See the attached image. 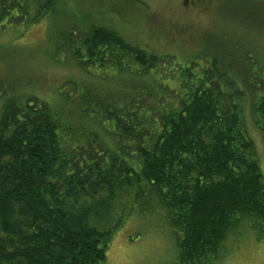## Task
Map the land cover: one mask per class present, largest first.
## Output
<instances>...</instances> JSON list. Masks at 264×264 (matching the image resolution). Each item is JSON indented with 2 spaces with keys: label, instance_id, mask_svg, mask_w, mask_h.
<instances>
[{
  "label": "trees",
  "instance_id": "trees-1",
  "mask_svg": "<svg viewBox=\"0 0 264 264\" xmlns=\"http://www.w3.org/2000/svg\"><path fill=\"white\" fill-rule=\"evenodd\" d=\"M238 1V22L264 28V0ZM61 3L0 0V264H105L133 215L169 228L176 264H214L246 227L262 240L264 177L244 115L264 139V34L256 49L219 39L178 73L172 55L110 26L62 22ZM43 21L50 65L74 71L47 96L24 92L8 62Z\"/></svg>",
  "mask_w": 264,
  "mask_h": 264
},
{
  "label": "rangeland",
  "instance_id": "rangeland-1",
  "mask_svg": "<svg viewBox=\"0 0 264 264\" xmlns=\"http://www.w3.org/2000/svg\"><path fill=\"white\" fill-rule=\"evenodd\" d=\"M238 3V0H62L61 17H65L61 21L67 23V16L78 14L88 26L98 22L110 26L132 45L157 55H172L176 65L173 69L180 73L191 62L200 64L202 58L195 56L206 46L212 48L219 39L229 37L239 44L247 39V46L252 49H256L254 42L261 43L263 26L252 21L244 27L234 17ZM262 8L257 3L252 17H259L257 11ZM48 26L43 21L31 27L13 45L14 53L8 62L12 63V72L24 77L16 78L25 80L20 83L24 92L47 96L52 93L51 84L54 86L74 73L70 67L50 65L53 39L49 37ZM0 51H7L6 46L0 47ZM3 73L4 68L0 67V79ZM8 75L12 79V74ZM29 80L33 86L27 88ZM244 119L264 177V139L247 112ZM256 234L257 230L249 227L230 234L220 248L222 259L214 264H264V238L258 240ZM177 254L175 236L166 225L155 216L133 215L114 235L105 264H176Z\"/></svg>",
  "mask_w": 264,
  "mask_h": 264
}]
</instances>
